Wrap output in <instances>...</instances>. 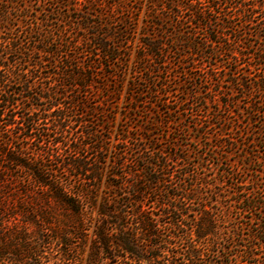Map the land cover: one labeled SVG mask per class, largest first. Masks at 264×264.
<instances>
[{"label": "trees", "instance_id": "1", "mask_svg": "<svg viewBox=\"0 0 264 264\" xmlns=\"http://www.w3.org/2000/svg\"><path fill=\"white\" fill-rule=\"evenodd\" d=\"M26 1L0 0V264H76V254L87 238L85 226L95 199L92 188L85 186L86 181L75 184L61 175L60 168L80 170L82 179L92 182V186L98 180L100 160L96 158L93 166L89 165L80 152L86 144L90 146L93 142L95 152L101 151L102 147L94 139L98 130L91 128L86 120L73 118L84 117L89 111L95 112L92 117L99 111L105 115L106 109L97 111L92 104L87 111L80 107L86 105L84 99L89 100L90 89H109L110 79L119 77L117 63L123 60L128 49L127 35L134 7L124 0H78L72 7L68 6V0H34L50 3L51 9H42L41 16L44 17L40 18L30 11L32 8ZM146 2V36L138 47L140 67L136 72L148 75L144 78L149 83L145 92L152 93L157 99H162L160 96L165 94L162 90L166 91L169 86L167 79L164 78V83L158 78L159 72L167 71L166 48H176L174 53L179 54L181 62L182 52L187 48L191 56L202 57L204 46H228L235 59L237 51H232L229 46L243 47L239 43L244 44L245 37L252 36L249 27H255L256 37L264 31V0ZM71 10L76 11L73 19ZM13 20L23 22L24 28L15 37L5 39L1 33L11 32V26L15 25ZM64 26L71 30H64ZM200 30L206 35L202 41L194 43L191 39ZM55 37L62 40L56 42ZM88 44L91 49L86 46ZM36 53L38 57L34 56ZM241 56L246 57V54L241 53ZM246 64L250 62L246 61ZM105 67L112 69L106 72ZM96 77L101 80L97 81ZM237 84L243 88V96L252 93L248 84L256 94L264 95V70L258 76L254 74L253 78H237ZM153 85L156 88H151ZM59 96L71 100L61 102ZM76 121L83 125L82 136L90 137L91 142L76 139L73 128ZM90 122L97 125L94 119ZM141 152L134 156L136 162L140 160L143 164L134 173H129L135 176L134 181L112 183L111 178H122L121 172H112L108 186L113 191L108 196L115 198L121 195L117 190L130 189L124 191L127 194L125 201L119 198L110 201L106 196L100 202L86 264H103L102 259L106 264H133L125 261L129 259L132 262L139 260L137 264L142 261L198 264L201 259L199 248L208 246L215 235V218L207 209H201L200 215L192 217L190 227L182 233L187 239L181 235L169 236L185 240L186 246H180L184 252L176 251L172 259H164L171 251L165 246L164 249L160 247L162 243L171 244L170 239L163 237L164 226L173 229L186 226L182 219L190 217L184 212L187 211L186 201L193 200V193L180 185L184 182L185 172L181 173L178 183L170 180L176 170H165L171 166L170 162L176 163L174 159L168 157L159 164L156 163L159 158L156 161L150 159L156 152L155 147L147 155ZM179 159L185 160L181 156ZM125 162L121 159L114 165L123 170ZM143 186L157 193L158 201L160 196L180 201L179 206L160 203L167 210L159 214L168 216L164 223H158L139 205L143 202L140 196L145 194ZM169 188L184 189V192L173 194ZM256 198L259 197H253ZM128 204L130 212L122 209ZM129 217L135 221L127 228L124 223ZM188 237L190 241H187ZM143 240L147 242L145 246ZM177 246L173 243L172 248ZM178 254L182 261L175 258ZM244 256L251 258L253 255Z\"/></svg>", "mask_w": 264, "mask_h": 264}, {"label": "rangeland", "instance_id": "2", "mask_svg": "<svg viewBox=\"0 0 264 264\" xmlns=\"http://www.w3.org/2000/svg\"><path fill=\"white\" fill-rule=\"evenodd\" d=\"M76 1L78 0H68V6L72 7ZM124 2L134 8L131 14L133 19L130 33L127 35L128 49L122 57L123 60L117 63L116 71L119 77L110 79L109 89H90L89 100L84 99L86 105L80 107L87 111L92 104L97 111L106 109L105 115L99 111L96 117H92L95 112L89 111L84 117L73 118L86 120L91 128L95 127L98 130L94 139L102 147L101 151L99 149L98 153L95 152L94 142L91 143L94 147L86 144L80 151L89 165L93 166L96 158L100 160L101 171L96 174L98 180L92 186V182L82 179L84 176L80 170L60 168L65 179H70L75 184L86 181L85 186L92 188L95 199V206L88 213L85 226L87 238L76 254L78 256L76 264H86L98 218V206L102 199L113 191L108 186L112 172L122 173L120 179L111 178L112 183L134 181L135 176L129 173H134L143 164L140 160L136 162L134 155L141 151L143 155H147L153 147L156 148V152L150 157L152 161L159 158L156 163L162 164L168 157L176 161L170 162L171 166L165 170L166 172L176 170L173 177L167 179L178 183L181 173L185 172L184 182H180V185L185 191L193 193V200L186 201L187 211L184 212L190 217L182 219L186 226L180 229L164 226L163 237L170 239L171 244L162 243L160 247L165 246L171 251L169 255L159 251L158 253L164 255V259H172L174 252H184L181 247L186 246L185 240L169 236H182L187 226L190 227L192 217L199 216V211L205 208L215 218L216 230L209 245L199 248L201 259L198 260V264H264V95L256 94L252 85L248 84L252 93L247 97L243 96L244 90L237 84V78L243 76L253 78L254 74L257 76L262 74L264 31L256 37L255 27H249L252 36H246L244 44L239 43L243 47L229 46L232 51H237L235 59L228 51V46L213 48L204 46L205 55L202 57L194 54L191 56L187 48L188 52H182L181 62L179 54L174 53L176 48H166L168 51L166 59L169 62L167 71L159 72L158 78L164 83H166L164 78L167 79L169 86L166 91L162 90L165 93L160 96L162 99H157L152 93L145 92L149 83L145 82L144 78L148 75L145 72L141 74L136 72L140 67L137 58L138 47L146 36L144 24L148 19L147 2L146 0ZM25 3L29 4L32 8L30 11L40 18L44 17L40 12L42 9H51L50 3L42 4L34 0H27ZM70 16L73 19L76 11L71 10ZM51 17H54V14ZM13 22L15 25L11 26V32L1 33L5 39L15 37L24 28L23 22L18 23L14 20ZM63 29L71 30L67 26ZM204 33L200 30L191 40H194V43L202 41L203 35H206ZM213 37L216 39V36ZM61 40L62 38L55 37L56 42ZM86 46L91 49V44ZM220 51L225 54H220ZM241 53H245L246 57L241 56ZM34 56L38 57L39 54L36 53ZM246 61L250 64H246ZM111 69L105 67L104 70L109 72ZM96 80L101 79L96 77ZM154 86L151 88H156ZM59 91H62V88H59ZM58 99L65 103L71 100L62 96ZM166 116L169 119H166ZM93 119L97 123L96 126L90 122ZM73 128L78 141L91 142L90 137L82 136L83 125L78 121L74 122ZM124 138L128 140L124 141ZM122 150L125 153H121ZM119 153L120 158L126 161L123 170L116 169L114 165L121 160ZM179 156L185 160L179 159ZM129 189L126 187L117 190L121 195L115 198L125 201L127 194L124 191ZM142 189L145 194L143 197L140 196L143 202L139 205L160 224L168 220V216H159L161 212L167 211L160 203L178 206L181 204L180 201H174L167 196H160L158 201L157 193H153L146 186ZM184 189L169 188L173 194L183 193ZM108 198L110 201L115 199L112 196ZM122 209L130 212V205ZM134 221L135 219L129 217L125 219L124 225L130 228ZM182 238L187 239V236ZM190 240L188 237L187 241ZM143 243L144 246L147 244L144 240ZM173 243L178 245L177 248H172ZM244 254L253 256L245 258ZM179 256L181 257L178 254L175 258L182 261ZM102 261L103 264L107 263L105 259ZM125 261L133 264L140 262L139 260L132 262L130 259ZM141 264L154 263L142 261Z\"/></svg>", "mask_w": 264, "mask_h": 264}]
</instances>
